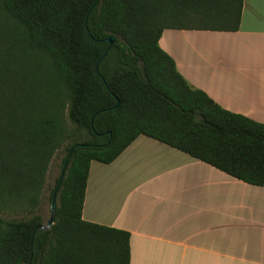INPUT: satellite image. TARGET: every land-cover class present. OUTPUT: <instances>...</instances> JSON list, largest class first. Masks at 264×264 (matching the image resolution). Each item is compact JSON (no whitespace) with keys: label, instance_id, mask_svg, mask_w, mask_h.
<instances>
[{"label":"trees","instance_id":"1","mask_svg":"<svg viewBox=\"0 0 264 264\" xmlns=\"http://www.w3.org/2000/svg\"><path fill=\"white\" fill-rule=\"evenodd\" d=\"M242 2L0 0L16 59L11 103L0 96V214L13 217L0 215V264H129V233L81 215L90 163L140 135L264 187V124L191 88L158 43L165 29L236 31ZM46 191L54 221L39 231Z\"/></svg>","mask_w":264,"mask_h":264},{"label":"crops","instance_id":"2","mask_svg":"<svg viewBox=\"0 0 264 264\" xmlns=\"http://www.w3.org/2000/svg\"><path fill=\"white\" fill-rule=\"evenodd\" d=\"M158 43L191 88L264 124V0H243L236 31L165 29ZM81 217L129 233V264H264V187L143 135L90 163Z\"/></svg>","mask_w":264,"mask_h":264},{"label":"rangeland","instance_id":"3","mask_svg":"<svg viewBox=\"0 0 264 264\" xmlns=\"http://www.w3.org/2000/svg\"><path fill=\"white\" fill-rule=\"evenodd\" d=\"M11 33L9 32L8 22L6 17L0 12V96L2 99L11 103V93L13 86L11 85V73L10 69L15 66L16 59L14 50L11 47ZM4 101V102H5ZM62 154H58L52 158L50 167L48 169L47 184L48 187H52L54 181L58 175V165ZM45 200L41 206V215L43 224L46 223L49 216V202H47L48 192L44 193ZM5 219H12L13 217L8 214H0Z\"/></svg>","mask_w":264,"mask_h":264},{"label":"water","instance_id":"4","mask_svg":"<svg viewBox=\"0 0 264 264\" xmlns=\"http://www.w3.org/2000/svg\"><path fill=\"white\" fill-rule=\"evenodd\" d=\"M106 41L108 42L109 45H111L113 43V41H114V38L113 37H108L106 39ZM104 55H105V53H104ZM104 55L102 56V58L104 57ZM117 105H118V103L115 106H117ZM55 208H56V191L53 192L51 200H50L49 216H48V219H47L46 223L43 224V225H38L36 227V230L48 231V230H50L52 228L53 221H54V215H55Z\"/></svg>","mask_w":264,"mask_h":264}]
</instances>
